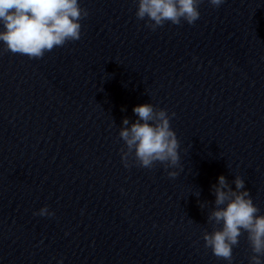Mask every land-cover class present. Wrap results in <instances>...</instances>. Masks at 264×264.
Wrapping results in <instances>:
<instances>
[{
	"label": "clouds",
	"instance_id": "1",
	"mask_svg": "<svg viewBox=\"0 0 264 264\" xmlns=\"http://www.w3.org/2000/svg\"><path fill=\"white\" fill-rule=\"evenodd\" d=\"M202 0H137L136 18L155 31L170 22L181 25L186 22L194 25L200 18L199 5ZM225 0H208L219 8ZM89 15L79 0H0V41L6 50L13 54L41 59L46 52L63 47L67 42L81 39V23ZM133 113L138 117L130 124L124 118L119 138L124 142L121 148V161L125 168L131 166L130 158L136 166L152 169L157 163L169 168H179L180 142L172 129L170 121L175 113L154 107L151 103L135 106ZM170 178H176L177 171H167ZM235 185V189L231 186ZM229 183L224 175L212 185L215 196L214 207L207 215V223L212 231L205 230L202 239L218 259L232 264L233 248L238 246L239 238L247 233V240L253 253L249 264H264V214L254 204L245 180L237 175ZM200 196V191L195 194ZM204 202L198 200L202 209ZM34 215L54 216L47 206ZM220 226V227H217ZM58 264H63L59 261Z\"/></svg>",
	"mask_w": 264,
	"mask_h": 264
}]
</instances>
